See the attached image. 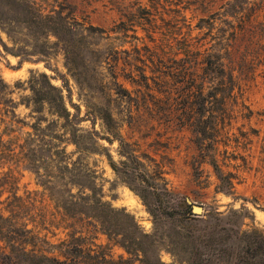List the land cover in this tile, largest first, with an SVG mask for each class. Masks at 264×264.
<instances>
[{
  "label": "rangeland",
  "instance_id": "374dc122",
  "mask_svg": "<svg viewBox=\"0 0 264 264\" xmlns=\"http://www.w3.org/2000/svg\"><path fill=\"white\" fill-rule=\"evenodd\" d=\"M35 2L43 13L58 10L64 20L42 21L33 25L30 34L26 30L15 48L25 52L23 57L4 49L3 42L8 46L12 42L0 30V77L11 90L7 96L17 103L14 118L26 123L7 122L6 126L0 114V141L12 139L6 144L7 151H19L16 142L24 141L31 131L29 124L37 115L34 99L38 98L32 95L29 79L35 75L37 81H43L38 75L43 72L60 88L68 110L82 119L77 141L90 152L79 154L66 140L63 125L47 127L53 108L44 103L41 126L48 147L44 140L35 154L40 162H31L39 167L42 180L48 179L55 164L45 154L57 158L53 147L60 145L70 161L82 163L95 176L93 190L86 193L133 216L132 220L110 213L112 231H133L136 225L145 233L154 232L156 224L144 200L153 206L159 197L161 208L170 210L177 207L173 206L175 195L189 199L190 205L202 206L203 211L193 216L237 209L243 214V230L257 229L264 234V64L252 78L245 74L253 65L246 62L241 66L245 43L232 58L234 75L238 74L235 86L224 102L213 100L218 128H213L208 112H202V86L218 82L210 69L218 64L216 54L222 49L224 28L214 17L225 0ZM91 27L102 29V34H93ZM52 28L54 31L48 32ZM35 29L38 39L33 36ZM34 42L42 53L39 61L37 55L24 58L33 53ZM226 63L229 65V60ZM52 96L48 92V97ZM212 159L224 174H231L230 194L220 191ZM5 172L13 175L17 195L33 199L39 225L44 232L55 233L47 234L51 241L63 238L68 231L85 229L90 241L104 246L113 259L129 257L114 235L102 233L98 226L87 223V218H63L56 197L67 193H47L37 184L31 167L13 157L0 158V175ZM162 226L171 236L157 243L160 261L188 264L185 255L170 243L178 229L167 222ZM148 258L152 261L153 255L149 253ZM128 264L142 263L133 258Z\"/></svg>",
  "mask_w": 264,
  "mask_h": 264
},
{
  "label": "trees",
  "instance_id": "16d2710c",
  "mask_svg": "<svg viewBox=\"0 0 264 264\" xmlns=\"http://www.w3.org/2000/svg\"><path fill=\"white\" fill-rule=\"evenodd\" d=\"M2 10L10 12V15H5ZM215 15L214 21L218 19L224 28L222 43L220 42L222 49L216 54L218 64L210 69L216 74L218 82L206 88L202 86L200 95L202 96V112L207 111L213 128H218V117L215 115L217 111L213 109L215 106H213V100L214 103L216 100V102L218 100L221 103L224 102L235 86L238 74L234 75L236 69L232 65L234 64L232 58L234 53L239 52L241 43H245L240 56L241 66H245L246 62L253 64L250 66L251 68H248V71H245L247 76L252 78L256 68L264 64V0H225ZM61 19L64 20V17L56 9L43 13L35 0H0V30L12 42L11 46L3 42L4 49L11 54L23 57L25 52L20 51V48H15L20 45L21 38L23 39L27 35L25 31L29 29L30 34L33 25L37 26L42 21L52 24ZM53 28L48 32H53ZM91 28L93 34L101 35L103 32L100 28ZM33 36L38 39L39 33L36 29ZM251 44L252 48L247 47ZM34 47L33 53H30L31 51L26 53L24 58L37 55L35 60H41L39 55L42 53L37 51V42H34ZM226 60H229V65ZM207 66L206 64L205 67ZM38 75L43 78V81H37L35 75L29 79L32 95L34 94L38 98L34 99L37 106L33 112L37 115L32 117L34 121L29 124L31 131L27 132L24 141L16 142L19 149L16 152L13 149L9 151L6 149V144L11 143L12 139L4 142L1 140L3 148L0 149V158L4 161L13 157L22 165L26 164L31 167V170L36 174L37 184L47 193H67L56 197L61 208L59 210H62L61 216L63 218H87V223L98 226L102 233L107 236L114 235L129 257L113 259L104 246L90 241L91 238L85 229L68 231L63 238L58 237L57 240L51 241L47 234L54 235L55 233L54 231L44 232L39 225L38 212L33 211L35 208L32 207L35 204L33 199L17 195L16 181L13 175L5 172L0 175V264H128L133 258L138 259L142 264H165L158 257L157 248L158 242H163L168 236H171L162 226L164 222L170 223L171 227L178 229L175 239H171L170 243L185 255L188 264H264V234L257 229L243 230L241 228L243 214L237 209H231L226 213L213 211L198 217L192 215L194 213H192L191 205L182 198L173 195L172 200L175 202L173 206L175 207L177 204V207L166 210L161 208L162 201L158 197L153 206L144 200V204L156 224L154 232L145 233L136 225L133 226V231H119V229L112 231L109 227L110 213L124 215L132 220L133 216L123 208L114 209L99 197L86 193L85 190H93L95 176L88 172L82 163L70 161L63 146L53 147L57 158L53 154H45V158L47 157L51 163L54 161L55 164L53 163L51 171H49L51 175H48V179L42 180L39 167H35L31 162L37 164L39 161L35 158V154L37 155V150L43 147L44 140L48 147L45 139L46 134L41 126L42 110L40 108L44 103L51 104L50 106L53 108L51 109L52 118L48 121L47 127L63 125L64 134L68 135L66 140L76 146V151L79 154L90 152V150L80 147L81 143L77 141L78 133L82 131V128L79 127L82 119L77 117L76 113H71L68 110L60 88L51 84L45 73L41 72ZM46 88L50 90L46 91ZM48 92L53 94L51 98L48 97ZM10 93L8 84L0 77L1 120L6 126L7 122L26 124L24 121L19 122L14 118V108L17 103L7 96ZM221 103L219 106H222ZM207 119L206 117L203 123L204 132L207 127L205 125ZM54 138L57 137L52 139L54 140ZM262 139L264 140V137ZM29 151L33 154L31 157L28 154ZM261 153L262 161H264V143ZM30 158L32 161L29 160ZM211 162L219 180L220 191L230 194L231 174H224L213 159ZM74 187L75 191H73ZM3 193H7V195L2 198ZM149 253L153 255L152 261L148 258Z\"/></svg>",
  "mask_w": 264,
  "mask_h": 264
},
{
  "label": "water",
  "instance_id": "95a60500",
  "mask_svg": "<svg viewBox=\"0 0 264 264\" xmlns=\"http://www.w3.org/2000/svg\"><path fill=\"white\" fill-rule=\"evenodd\" d=\"M186 201H187L188 204L191 203L189 199H186ZM191 209H192V212H193L194 214H197V215L200 214V213L203 211L201 205H195V204H192V205H191Z\"/></svg>",
  "mask_w": 264,
  "mask_h": 264
}]
</instances>
